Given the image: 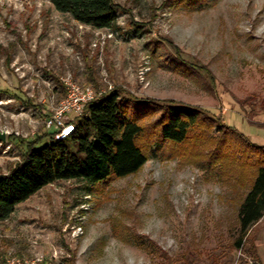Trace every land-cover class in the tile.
I'll list each match as a JSON object with an SVG mask.
<instances>
[{"label": "rangeland", "instance_id": "1", "mask_svg": "<svg viewBox=\"0 0 264 264\" xmlns=\"http://www.w3.org/2000/svg\"><path fill=\"white\" fill-rule=\"evenodd\" d=\"M113 2L118 17L107 30L49 0H0V175L21 161L26 141H50L45 119L68 82L131 99L126 117L143 128L147 155L131 176L91 191L60 180L18 204L0 222V264L8 255H39L42 264H264V217L243 249L229 250L237 206L226 181L247 155L226 128L264 146V0ZM169 101L204 119L180 145L156 136Z\"/></svg>", "mask_w": 264, "mask_h": 264}, {"label": "trees", "instance_id": "2", "mask_svg": "<svg viewBox=\"0 0 264 264\" xmlns=\"http://www.w3.org/2000/svg\"><path fill=\"white\" fill-rule=\"evenodd\" d=\"M49 2L54 10L70 15L79 24L107 30L116 25L118 10L113 0ZM133 105L131 99L110 91L86 105L83 114L73 120L75 130L70 136L58 141L53 133L47 134L50 141L44 145L43 137L26 141L21 161L9 173L0 175V222L10 217L18 204L54 182L78 180L91 191L141 170L147 161L138 144L143 128L126 117ZM159 108L154 128L158 139L165 143L183 144L193 128L204 122L197 109L174 101ZM226 130L236 139L239 151L247 153L242 165L225 169L237 206L236 234L229 250L237 251L244 248L249 231L264 217V146L252 144L232 127ZM237 170L245 172L239 174ZM238 264L245 262L238 259Z\"/></svg>", "mask_w": 264, "mask_h": 264}, {"label": "built area", "instance_id": "3", "mask_svg": "<svg viewBox=\"0 0 264 264\" xmlns=\"http://www.w3.org/2000/svg\"><path fill=\"white\" fill-rule=\"evenodd\" d=\"M110 90V89H109ZM65 98L56 107L51 109V114L45 119V126L53 130V139L62 140L75 130L73 120L81 116L87 104L99 99L102 95L90 87H83L74 82L66 84ZM42 256L36 255L32 259L6 256L2 264H42Z\"/></svg>", "mask_w": 264, "mask_h": 264}, {"label": "water", "instance_id": "4", "mask_svg": "<svg viewBox=\"0 0 264 264\" xmlns=\"http://www.w3.org/2000/svg\"><path fill=\"white\" fill-rule=\"evenodd\" d=\"M3 139H4V135L1 134V135H0V141L3 140Z\"/></svg>", "mask_w": 264, "mask_h": 264}]
</instances>
